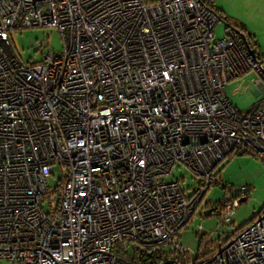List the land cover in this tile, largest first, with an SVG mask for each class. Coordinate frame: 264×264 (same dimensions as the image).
Instances as JSON below:
<instances>
[{
	"label": "built area",
	"instance_id": "1",
	"mask_svg": "<svg viewBox=\"0 0 264 264\" xmlns=\"http://www.w3.org/2000/svg\"><path fill=\"white\" fill-rule=\"evenodd\" d=\"M214 6L0 0V262L264 264V206L219 245L195 251L181 236L222 161L264 156V63L244 30L216 38ZM24 28L58 29L62 52L44 41L24 63L10 38ZM250 71L263 97L241 112L226 87ZM177 167L199 178L190 195L169 180ZM231 192L222 223L249 199Z\"/></svg>",
	"mask_w": 264,
	"mask_h": 264
},
{
	"label": "rangeland",
	"instance_id": "2",
	"mask_svg": "<svg viewBox=\"0 0 264 264\" xmlns=\"http://www.w3.org/2000/svg\"><path fill=\"white\" fill-rule=\"evenodd\" d=\"M215 7L219 10L223 8V11L220 10L221 16L229 18V22L228 19H223L216 27L217 39L226 36L228 26L238 27L252 35H258L257 43L264 53V0H217ZM10 38L16 56L26 64H35L42 60L43 49L37 47L38 43L46 41L47 49L58 53L63 50L62 35L56 28L18 29L11 32ZM255 50L259 58L264 59V55L259 54L260 48L259 51L257 48ZM258 77L260 76L256 71H250L227 84V97L239 111L247 112L261 101L263 94L256 87ZM52 172L47 181L49 193L53 199H57L56 189L61 185L64 169L56 164L52 167ZM215 172L216 181L219 183L214 185L216 181L212 182L213 186L202 197L200 208L181 231L184 245L195 251L199 250L201 244L216 246L227 241L234 231L251 222L264 206V156L252 153L233 154L222 161ZM169 180L179 181L187 195L192 193L199 182V178L186 167H177L174 177ZM225 185L228 189L224 188ZM240 187L248 189L249 199L239 205L232 222L222 223L216 208L226 200L232 190ZM44 208L47 209V205ZM200 225L201 230L198 229ZM0 264L12 263L3 260Z\"/></svg>",
	"mask_w": 264,
	"mask_h": 264
},
{
	"label": "crops",
	"instance_id": "3",
	"mask_svg": "<svg viewBox=\"0 0 264 264\" xmlns=\"http://www.w3.org/2000/svg\"><path fill=\"white\" fill-rule=\"evenodd\" d=\"M217 2V0H215V3ZM221 11H223V8H221L220 9ZM228 17V16H227ZM245 32L247 33V35L250 37V40L254 43V47L255 48H257V50L259 51V48H260V51H259V54H261V55H264V53H263V50L261 49V46H260V44L259 43H257L258 42V40H257V38H258V35H252L251 33H249V32H247L246 30H245ZM254 37V38H253ZM257 44V46H256V44ZM259 44V45H258ZM259 47V48H258ZM257 52V51H256ZM248 153V152H247Z\"/></svg>",
	"mask_w": 264,
	"mask_h": 264
},
{
	"label": "trees",
	"instance_id": "4",
	"mask_svg": "<svg viewBox=\"0 0 264 264\" xmlns=\"http://www.w3.org/2000/svg\"><path fill=\"white\" fill-rule=\"evenodd\" d=\"M214 8L220 12V10H219L218 8H216L215 6H214ZM227 19H228V22H229V18H227V17L224 18V20H227ZM252 46H254V43H253V42H252ZM254 48H255V47H254ZM258 57H259V56H258ZM259 59L264 60V59H262V58H259ZM246 153H247V151H243V152L239 153V155H241V154H246ZM218 183H219V181H217L215 184H218ZM215 184H214V185H215ZM224 188H225V189H228V186L225 185ZM229 191H231V189H229Z\"/></svg>",
	"mask_w": 264,
	"mask_h": 264
}]
</instances>
